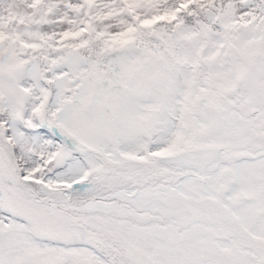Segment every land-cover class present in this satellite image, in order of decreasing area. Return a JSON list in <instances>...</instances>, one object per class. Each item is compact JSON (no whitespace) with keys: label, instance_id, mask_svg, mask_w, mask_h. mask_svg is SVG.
<instances>
[{"label":"snow or ice","instance_id":"1","mask_svg":"<svg viewBox=\"0 0 264 264\" xmlns=\"http://www.w3.org/2000/svg\"><path fill=\"white\" fill-rule=\"evenodd\" d=\"M0 264H264V0H0Z\"/></svg>","mask_w":264,"mask_h":264}]
</instances>
